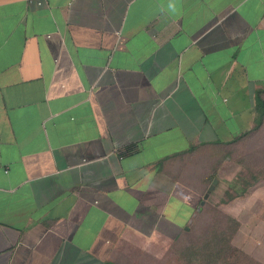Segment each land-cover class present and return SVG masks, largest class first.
I'll return each mask as SVG.
<instances>
[{
	"label": "crops",
	"instance_id": "0c3cea01",
	"mask_svg": "<svg viewBox=\"0 0 264 264\" xmlns=\"http://www.w3.org/2000/svg\"><path fill=\"white\" fill-rule=\"evenodd\" d=\"M171 2L0 0V264H134L263 164L264 0Z\"/></svg>",
	"mask_w": 264,
	"mask_h": 264
},
{
	"label": "rangeland",
	"instance_id": "374dc122",
	"mask_svg": "<svg viewBox=\"0 0 264 264\" xmlns=\"http://www.w3.org/2000/svg\"><path fill=\"white\" fill-rule=\"evenodd\" d=\"M259 155H247L246 162H251L253 159H262L264 163V140L262 142V148L258 152ZM261 158V159H260ZM236 167H239L238 164L234 163L232 164L231 173L228 174V178L231 177L233 174H235ZM222 168H227L226 172L229 173L230 169L228 168V163H225ZM224 172V171H222ZM224 173H218L220 176ZM226 177V176H225ZM249 181H251L249 178H247ZM247 183L246 178H238L237 180L234 178H230L228 180L220 179L219 184L213 191V193L210 195L208 199V203H206L203 208L204 211H202L203 216H200V219L193 223L191 232L185 233L180 237L176 238L175 240H172L170 238H164L159 237L153 240V242L150 244L149 251H136V258L134 259V264H186V261L184 259H181L178 255V249H180V244L182 245L185 243H192L195 242L196 244H201L202 241L206 238V233H204L207 228L210 227L212 223V215L214 213V216H217V218H214V220L217 221L221 218L220 214L221 212H226V202H222V199H225V197L231 196L229 193L232 192V190H226V185L232 184L234 189L240 190L243 186ZM258 183H260L258 181ZM236 184V185H235ZM235 185V186H234ZM262 185H259V188L256 189L255 193L253 191L246 196L245 202L248 203V205L254 206V203L256 201V198L263 197L264 195V187ZM230 191V192H229ZM262 195V196H261ZM256 197V198H255ZM225 201V200H224ZM242 200L237 201L236 204L233 205V208L235 209H243V203H241ZM263 204L258 205V208H251L250 210L244 209L241 211V220L243 221L244 225L241 228V231L243 233L235 234L233 240H235L237 243H240L243 239V242L245 243V247L249 250L254 252L256 255H262L264 256V233L262 225L256 226V221H259V218L257 217V214L259 213L258 210H263ZM255 211L256 214L252 215V212ZM264 211H262L263 213ZM201 215V214H200ZM220 217V218H219ZM214 222V221H213ZM179 224H176L174 222L170 223V226L172 228L178 227ZM217 228V227H216ZM170 230V229H169ZM248 232L247 234L244 232ZM262 231V232H261ZM161 232H163V236L167 235L168 231L166 228L162 229ZM260 239L263 244L257 245V241ZM247 242V243H246ZM139 251V252H138Z\"/></svg>",
	"mask_w": 264,
	"mask_h": 264
},
{
	"label": "trees",
	"instance_id": "16d2710c",
	"mask_svg": "<svg viewBox=\"0 0 264 264\" xmlns=\"http://www.w3.org/2000/svg\"><path fill=\"white\" fill-rule=\"evenodd\" d=\"M263 90L258 92V98L260 100V106L262 109V115L258 118L254 128H258L264 120V96ZM242 178H246L247 183L242 189L234 190L229 197L222 199L225 202L230 197L233 198L238 195L244 194L250 187L260 177H264V163L259 166L257 170H248V173L241 174ZM214 177L216 174L213 175ZM249 178L251 181H249ZM233 188V187H232ZM234 189V188H233ZM225 200V201H224ZM208 203V200L205 204ZM221 218L217 221L214 218V213L212 215V223L207 230L206 238L201 244L185 243L181 244L180 249H178V255L181 259L186 261V264H259L257 260L250 254L244 252L238 246L234 244V236L240 227V221L225 212H221ZM214 221V222H213ZM217 227V228H216Z\"/></svg>",
	"mask_w": 264,
	"mask_h": 264
},
{
	"label": "water",
	"instance_id": "95a60500",
	"mask_svg": "<svg viewBox=\"0 0 264 264\" xmlns=\"http://www.w3.org/2000/svg\"><path fill=\"white\" fill-rule=\"evenodd\" d=\"M217 182H218V179L217 178H214L213 181H212V183L209 185L207 191L205 192L204 198L202 199L201 204H204L205 199L209 196V194L211 193V191L214 189V187H215V185H216ZM200 209H201V207H200Z\"/></svg>",
	"mask_w": 264,
	"mask_h": 264
},
{
	"label": "clouds",
	"instance_id": "9594fccd",
	"mask_svg": "<svg viewBox=\"0 0 264 264\" xmlns=\"http://www.w3.org/2000/svg\"><path fill=\"white\" fill-rule=\"evenodd\" d=\"M168 7H169V9H171L173 12L176 11V5H175V3L171 2V0H170V3H169V5H168Z\"/></svg>",
	"mask_w": 264,
	"mask_h": 264
}]
</instances>
